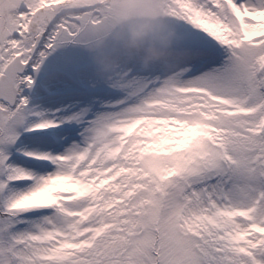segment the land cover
<instances>
[{
	"label": "snow or ice",
	"instance_id": "6c2138e0",
	"mask_svg": "<svg viewBox=\"0 0 264 264\" xmlns=\"http://www.w3.org/2000/svg\"><path fill=\"white\" fill-rule=\"evenodd\" d=\"M155 2L169 61L104 78L106 0H0V264H264V0Z\"/></svg>",
	"mask_w": 264,
	"mask_h": 264
},
{
	"label": "rangeland",
	"instance_id": "374dc122",
	"mask_svg": "<svg viewBox=\"0 0 264 264\" xmlns=\"http://www.w3.org/2000/svg\"><path fill=\"white\" fill-rule=\"evenodd\" d=\"M106 2L110 9L106 22L93 28L87 38V49L99 76L111 78L132 63L149 69L169 61L177 42V30L174 21L159 11L155 0ZM64 51L58 49L51 58ZM95 70L90 69L88 75L94 76ZM29 95L31 103L50 116L62 105L72 103L71 98L49 102L33 93Z\"/></svg>",
	"mask_w": 264,
	"mask_h": 264
}]
</instances>
